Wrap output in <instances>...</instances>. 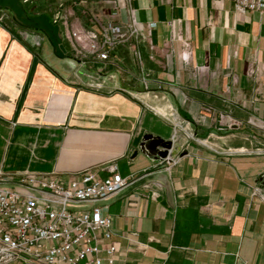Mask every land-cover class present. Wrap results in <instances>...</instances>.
I'll list each match as a JSON object with an SVG mask.
<instances>
[{"label":"crops","instance_id":"obj_1","mask_svg":"<svg viewBox=\"0 0 264 264\" xmlns=\"http://www.w3.org/2000/svg\"><path fill=\"white\" fill-rule=\"evenodd\" d=\"M11 1L0 8V188L110 162L132 181L94 203L112 221L116 264H264V13L228 0H51L53 12ZM130 11L138 34L108 62L74 57L71 29L126 31ZM171 111L196 137L244 153L175 145L164 170L141 144L170 140ZM220 114L240 131L219 132Z\"/></svg>","mask_w":264,"mask_h":264},{"label":"built area","instance_id":"obj_2","mask_svg":"<svg viewBox=\"0 0 264 264\" xmlns=\"http://www.w3.org/2000/svg\"><path fill=\"white\" fill-rule=\"evenodd\" d=\"M228 1L239 13H264V0ZM137 34L130 11L126 31L108 21L99 32L71 29L68 39L74 57L86 64L108 62L117 45ZM177 157L165 158L157 165L167 170ZM99 171L107 176L99 177ZM131 183L110 162L107 167L87 168L67 182L57 181L51 174L18 175L13 188H0V264H116L118 244L112 241V221L94 203L107 200ZM86 204L92 205L84 207Z\"/></svg>","mask_w":264,"mask_h":264},{"label":"rangeland","instance_id":"obj_3","mask_svg":"<svg viewBox=\"0 0 264 264\" xmlns=\"http://www.w3.org/2000/svg\"><path fill=\"white\" fill-rule=\"evenodd\" d=\"M17 1H19V0H17ZM17 1L13 0L14 7H16V6L19 8L21 7L23 10L27 9V6L24 4H21V5L16 4ZM27 1H33V3H34V4L30 5V11L31 12H34V11L41 12V9L34 8L36 6L35 2L37 0H27ZM41 1H43V4H44V5H42V7L44 6L42 8L44 10V12H50V11L53 12L54 10H57L59 8V5L53 4L51 0H49V3H46L47 0H41ZM11 2H12L11 0H0V8L1 7H8L11 4ZM26 20H28L27 24H29V26H34V27L41 26L40 21L34 16L32 19L29 18ZM85 62H86L87 66H89L88 64L93 65V64L97 63L95 61H85ZM85 71H86L85 68H83L81 74H84ZM170 115H172L173 125H174L173 126V128H174L173 133L170 137V140L173 142L172 143L173 145H178L181 150H184L186 147L189 146V144L192 143V144L199 146L200 148H202L204 150H208V151H212V152H230V153H233L235 151H245V149H243V148L216 147L213 145L215 142H214V137H212L213 136L212 134L205 136L203 138L196 137L193 134V130L191 129L189 124L185 123L182 119H180L177 116V114L175 113V111H171ZM217 120H218V131L221 133L230 131L229 134H235V133L240 131V129L243 125L242 121L235 120V119H233V118H231L225 114H220L218 116ZM248 122H249L248 124L251 123L250 121H248ZM227 135H228V133H227Z\"/></svg>","mask_w":264,"mask_h":264},{"label":"water","instance_id":"obj_4","mask_svg":"<svg viewBox=\"0 0 264 264\" xmlns=\"http://www.w3.org/2000/svg\"><path fill=\"white\" fill-rule=\"evenodd\" d=\"M67 59L74 60L72 57H67ZM141 148L157 164L165 158H171L177 154V148L171 140H163L149 135L144 138Z\"/></svg>","mask_w":264,"mask_h":264}]
</instances>
